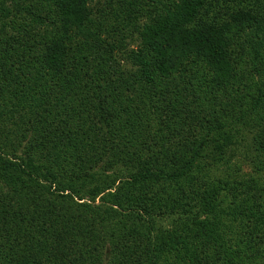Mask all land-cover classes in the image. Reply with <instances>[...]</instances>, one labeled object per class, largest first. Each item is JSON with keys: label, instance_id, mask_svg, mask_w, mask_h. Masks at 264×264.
Returning <instances> with one entry per match:
<instances>
[{"label": "trees", "instance_id": "trees-1", "mask_svg": "<svg viewBox=\"0 0 264 264\" xmlns=\"http://www.w3.org/2000/svg\"><path fill=\"white\" fill-rule=\"evenodd\" d=\"M0 264H264V0H0Z\"/></svg>", "mask_w": 264, "mask_h": 264}, {"label": "rangeland", "instance_id": "rangeland-1", "mask_svg": "<svg viewBox=\"0 0 264 264\" xmlns=\"http://www.w3.org/2000/svg\"><path fill=\"white\" fill-rule=\"evenodd\" d=\"M242 167H243V164H242ZM252 170H251V168H249V167H244V172L246 173H248V172H251Z\"/></svg>", "mask_w": 264, "mask_h": 264}]
</instances>
